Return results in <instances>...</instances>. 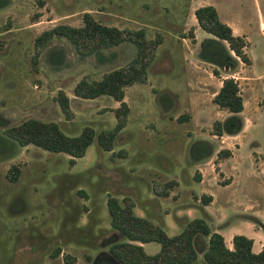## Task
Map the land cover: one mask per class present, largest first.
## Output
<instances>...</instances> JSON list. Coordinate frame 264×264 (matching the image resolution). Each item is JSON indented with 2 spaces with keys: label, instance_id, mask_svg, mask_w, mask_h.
Instances as JSON below:
<instances>
[{
  "label": "rangeland",
  "instance_id": "374dc122",
  "mask_svg": "<svg viewBox=\"0 0 264 264\" xmlns=\"http://www.w3.org/2000/svg\"><path fill=\"white\" fill-rule=\"evenodd\" d=\"M2 1L0 119L4 125L35 117L53 120L64 133L75 135L83 125L91 126L96 134L114 123L111 107L116 101L112 97L79 98L72 94V87L82 76L97 79L125 63L133 56L134 46L121 42L97 54L80 56L66 38L54 35L33 61V39L42 30L58 23L80 25L82 12L89 11L104 24L141 27L146 37L159 33L162 41L147 68L146 82L124 88L129 112L112 147L113 152L125 149L124 156L111 157V151L102 150L94 135L84 154L69 164L64 152H50L33 144L21 146L11 140L4 143L0 125V264H68L63 260L65 254L76 262L91 264L97 253L106 250V238L126 240L109 224L105 204L109 194L130 196L134 213L158 224L169 235L177 233L187 219L203 217L202 203L193 195L203 189L194 179L191 161L195 145L204 142L203 147L210 152L200 138L208 137L213 119L226 114L209 99L217 89V78L241 76L245 70L236 69V65L229 69L215 66L203 59L200 42L208 33L197 27L196 42L192 38L189 24L195 19L191 9L212 4L221 18L244 26L249 36L244 50L256 59L259 68L264 38L258 27L257 1ZM259 2L264 8V0ZM259 17L261 22L264 14ZM213 67L218 74L212 73ZM236 80L244 90L245 78ZM58 89L69 98L71 119L64 118L53 98ZM248 94L245 97H251ZM263 110L246 109L253 124L242 128L239 146L233 147L235 155L228 164L252 163L253 150L264 154ZM183 114L187 118L177 120ZM11 164L20 169L15 181L5 177ZM169 179L177 180L170 195L158 196L151 191L154 180ZM141 245L148 254L159 249L156 241ZM55 247L60 251L53 256Z\"/></svg>",
  "mask_w": 264,
  "mask_h": 264
},
{
  "label": "trees",
  "instance_id": "16d2710c",
  "mask_svg": "<svg viewBox=\"0 0 264 264\" xmlns=\"http://www.w3.org/2000/svg\"><path fill=\"white\" fill-rule=\"evenodd\" d=\"M4 1L0 0V5ZM37 14L35 13L34 16ZM197 26L210 36L203 37L200 42V54L204 60L223 68H231L238 60L249 64L250 58L244 50L246 41L242 35L234 34L231 27L222 21L212 4L195 7L193 11ZM62 36L73 46L74 51L80 56L97 54L102 48L129 42L134 46V54L125 63L114 67L97 79L80 77L72 87V94L79 98L91 99L99 95H108L118 102L111 108L114 123L109 128L99 130L96 134L89 125H83L79 133L69 135L64 133L57 122L28 117L19 123L4 125L0 119L2 141L8 140L24 146L33 144L50 152H64L68 155V163L73 164L75 159L82 156L86 147L95 135L97 144L102 150L111 151L110 156H124L125 149L112 151L113 141L118 132L125 125L129 106L123 99L124 88L132 83H143L147 80V68L155 56L157 45L162 41V36L155 33L153 37H146L143 28L117 27L104 24L93 17L91 12L84 11L81 15L80 25L58 23L39 32L33 39L34 61L45 43L52 36ZM225 43V44H224ZM213 74H218L215 67ZM65 119H71L73 112L69 106V98L62 89H58L53 96ZM219 108L228 112L221 120H213L211 133H235L242 125L239 114L243 108V100L237 80L226 75L221 78V83L211 98ZM187 115L177 117L184 120ZM200 141L195 145V152H208ZM201 149V151H200ZM229 155L227 149L221 148L216 152V158ZM18 166L11 164L5 171L9 181H15L19 175ZM197 179V176H195ZM176 180L169 179L162 182L153 181L151 191L158 196H166L176 184ZM206 199L202 200L207 201ZM106 210L109 215V224L112 228L126 237V240L106 238L107 248L97 253L92 258L91 264H184L191 262L196 257V248L193 236L197 233L207 236V245L202 253L206 264H264V244L257 252L251 251V238L243 234L232 236V248L225 246L222 236L210 229L201 217L188 219L182 229L175 234L168 235L164 229L149 219L136 215L133 211V199L124 195L120 198L111 194L105 199ZM264 231V223L256 220ZM156 241L159 249L152 254L143 250L141 243ZM59 247H55L52 255H57ZM87 261L90 260L86 256ZM68 264H87L76 262L69 254L63 256Z\"/></svg>",
  "mask_w": 264,
  "mask_h": 264
},
{
  "label": "crops",
  "instance_id": "0c3cea01",
  "mask_svg": "<svg viewBox=\"0 0 264 264\" xmlns=\"http://www.w3.org/2000/svg\"><path fill=\"white\" fill-rule=\"evenodd\" d=\"M256 1L259 18L258 27L264 38V17L261 22L259 17V15L261 16L264 14V8L260 5L259 0ZM195 7L196 6L191 9L192 16H194L193 11ZM219 18L231 27L234 34L242 35L245 41L249 40V36L246 33L244 26H238L237 22L221 18L220 16ZM189 25L192 27V38L195 39L196 42L197 23L195 20H191ZM206 36L210 35H204V37ZM247 54L250 58L249 64H244L240 60H238L236 64V69L245 70L244 75L234 76L230 74L235 79L241 77L246 80L245 89L243 90V88L239 87L243 100V108L239 113L242 117L241 128L235 133L223 132L220 135L211 133V131L208 132V137L200 139L207 142L206 147L211 148V151L207 153L195 152L196 155L191 162H193L194 165L193 170L196 171L194 179L202 184L203 187L199 195L193 192L194 199L202 203L204 215L201 218L206 221L212 231H215L222 236L223 242L227 248H232L231 241L234 234H243L251 238V251L257 252L264 244V231L256 222V220H258L259 222L264 223V154L261 151H258L259 149L257 151L253 150L252 163L241 164L239 161H236L228 164V160L235 155V149L233 147L239 146L237 139L240 136L242 128L245 125L253 124L252 118L246 115V109L248 108L253 112H259L261 110L258 111V108L264 107V99L260 96V94H263L262 96H264V56L259 59L258 66L260 67L258 68L256 59L249 54L248 50ZM208 73L211 77V73L209 71ZM226 75L227 74L220 75V77L217 78V89L220 86L221 78ZM190 83L193 84L192 82ZM214 92L212 93V96ZM246 92L251 95V97L246 96L248 99L245 97ZM212 96L209 98L210 100ZM192 99L200 100V97L197 96V98H195L193 96ZM117 105L118 102L116 101V104H114L111 108ZM226 115H228L227 111L225 115L217 117L213 120H221ZM224 139H226L225 142H223ZM253 140L258 142L259 138L254 137ZM221 148L227 149L229 151V155L222 158H216V152ZM195 176H197V179ZM168 195H170V191ZM207 196H209V198L204 203L202 198L206 199ZM193 243L196 248V257L191 262L184 264H203L204 260L202 253L207 245V236L197 233L193 236Z\"/></svg>",
  "mask_w": 264,
  "mask_h": 264
}]
</instances>
